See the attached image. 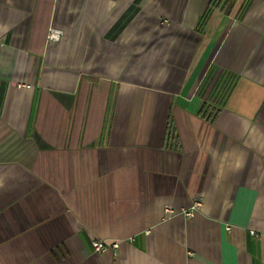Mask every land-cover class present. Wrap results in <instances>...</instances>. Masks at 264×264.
I'll use <instances>...</instances> for the list:
<instances>
[{
    "label": "crops",
    "instance_id": "0c3cea01",
    "mask_svg": "<svg viewBox=\"0 0 264 264\" xmlns=\"http://www.w3.org/2000/svg\"><path fill=\"white\" fill-rule=\"evenodd\" d=\"M0 264H264V0H0Z\"/></svg>",
    "mask_w": 264,
    "mask_h": 264
},
{
    "label": "built area",
    "instance_id": "2783aa9c",
    "mask_svg": "<svg viewBox=\"0 0 264 264\" xmlns=\"http://www.w3.org/2000/svg\"><path fill=\"white\" fill-rule=\"evenodd\" d=\"M52 36H53V34H50V37H52ZM195 207H196V205L193 206V209H195ZM167 211L172 212L173 210L170 207H167ZM192 213H193V211L191 210V211H189V213H187V215L192 216L193 215ZM147 233H149V230H147ZM251 233L253 235H258V232H256V231H251ZM93 246H94V249L99 252V251L104 250L106 247H108V243L105 240H95L93 242ZM117 246H118L117 242L112 243L113 248H117Z\"/></svg>",
    "mask_w": 264,
    "mask_h": 264
}]
</instances>
